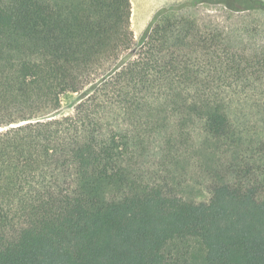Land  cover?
I'll return each mask as SVG.
<instances>
[{
  "label": "trees",
  "instance_id": "1",
  "mask_svg": "<svg viewBox=\"0 0 264 264\" xmlns=\"http://www.w3.org/2000/svg\"><path fill=\"white\" fill-rule=\"evenodd\" d=\"M205 3L264 15L189 0L135 47L131 0H0V264H264V39Z\"/></svg>",
  "mask_w": 264,
  "mask_h": 264
},
{
  "label": "rangeland",
  "instance_id": "2",
  "mask_svg": "<svg viewBox=\"0 0 264 264\" xmlns=\"http://www.w3.org/2000/svg\"><path fill=\"white\" fill-rule=\"evenodd\" d=\"M132 28L135 33V47L142 44L146 37L147 28L157 11L162 8L179 5L189 0H131ZM185 12L196 13L207 23L217 25L224 29L233 40L254 41L264 39V15L256 13H239L228 9L222 4H200L187 8ZM262 26V27H261ZM261 27L259 32L255 28ZM86 89L78 92H67L62 95L57 116L69 115L74 112L80 100L86 95Z\"/></svg>",
  "mask_w": 264,
  "mask_h": 264
}]
</instances>
